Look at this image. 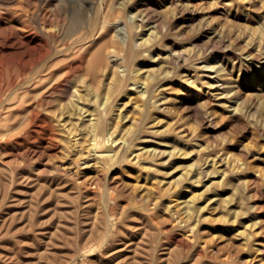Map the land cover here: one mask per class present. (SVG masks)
<instances>
[{
	"label": "rangeland",
	"instance_id": "rangeland-1",
	"mask_svg": "<svg viewBox=\"0 0 264 264\" xmlns=\"http://www.w3.org/2000/svg\"><path fill=\"white\" fill-rule=\"evenodd\" d=\"M100 261L264 264V0H0V264Z\"/></svg>",
	"mask_w": 264,
	"mask_h": 264
},
{
	"label": "bare ground",
	"instance_id": "bare-ground-1",
	"mask_svg": "<svg viewBox=\"0 0 264 264\" xmlns=\"http://www.w3.org/2000/svg\"><path fill=\"white\" fill-rule=\"evenodd\" d=\"M211 67V66H210ZM123 104H124V102H123ZM136 105L137 104H135L133 107H136ZM127 118V121H131V123H133V124H137V126L139 125L138 123H139V118H138V116H136V117H133V116H126ZM107 144V145H106ZM116 144H118V146L116 145ZM127 141L124 139V138H122V139H114V138H111L110 136H108L106 139H104V141H103V144L101 145L100 143H98V142H92V149L94 150L93 152H94V156L96 157V159H98V161H102V159H103V157L104 156H110V157H117V155H119L120 154V152H122V150L125 148V146L127 147ZM103 146H106V147H109L110 149L109 150H106V152L103 150V149H101ZM100 150H103V151H100ZM126 150V149H125ZM147 150V149H146ZM152 153L153 152H162V151H159L158 149H155L154 151L152 150L151 151ZM123 155V154H122ZM121 156V155H120ZM124 156V155H123ZM94 157V158H95ZM105 158V157H104ZM103 160H105V159H103ZM216 162H218V161H216ZM216 162H215V160L213 159V162L211 163V164H213V163H215L216 164ZM103 164H101V166H102ZM209 171V170H208ZM92 179H95V180H98V179H100V177H98V179L97 178H92ZM84 181V180H83ZM82 181V182H83ZM91 183H92V180H91ZM98 183V182H97ZM86 184V183H85ZM90 184V183H89ZM95 184V183H94ZM87 185H88V183H87ZM96 185V184H95ZM98 185V184H97ZM99 186V185H98ZM90 198V197H89ZM92 198H90V200H91ZM94 199V198H93ZM190 199H191V196H189L188 197V199H181L180 201H179V203H180V206L182 207V208H188V205L190 204ZM113 200V199H112ZM56 201H58V200H56ZM89 201V200H88ZM58 202H61V201H58ZM91 202V201H90ZM94 202V201H93ZM56 204V206H57V208H59L58 206L59 205H57V202H55ZM86 203V202H85ZM92 203V202H91ZM89 204V203H88ZM83 207H85L84 206V203H83ZM61 209H62V206L60 207ZM59 208V209H60ZM54 210V209H53ZM66 210V209H65ZM88 209H86V211H87ZM92 210V209H91ZM57 211H59V210H57ZM62 210H60V212H61ZM84 212H85V210H84ZM68 213V212H67ZM88 212H86V214H87ZM94 213H95V211H94ZM94 213L93 214H90V212H89V214L90 215H94ZM58 213H56V215H57ZM85 214V215H86ZM88 214V215H89ZM52 215H54V214H52ZM65 215V214H64ZM69 215V214H68ZM84 215V214H83ZM84 215V216H85ZM88 215H86L87 217H88ZM67 216V215H66ZM83 216V217H84ZM30 217V216H29ZM56 217V216H55ZM57 217H59V216H57ZM82 217V218H83ZM93 217V216H92ZM91 217V218H92ZM94 217H96V213H95V216ZM93 217V219H95ZM60 218V217H59ZM81 218V219H82ZM90 218V217H89ZM55 219H58V218H55ZM89 221V220H88ZM91 221V220H90ZM93 221V220H92ZM57 222V221H56ZM87 223V222H86ZM70 224V223H69ZM93 224H94V221H93ZM95 224L97 225V223L95 222ZM95 224H94V227H95ZM99 224V223H98ZM71 225V224H70ZM86 225V224H85ZM106 225V224H105ZM82 226H83V224H82ZM62 227V226H61ZM89 227H91L92 228V225L91 226H89ZM100 227V226H99ZM64 227H62V228H60V229H63ZM83 228V227H82ZM85 228V227H84ZM89 229V230H85L86 231V238L87 239H89V237H93V235L96 233L95 232V228H92V229ZM65 229V228H64ZM121 229V228H120ZM131 229V228H130ZM98 230V232H97V234L100 236V237H102L103 238V242H105L106 243V240H108V236H109V234H111L110 233V230L108 229V228H102V229H97ZM123 230V229H122ZM128 230V229H127ZM132 230V229H131ZM64 232H66L65 230H63ZM84 231V232H85ZM135 231V230H134ZM57 232V231H56ZM59 232V231H58ZM71 232V231H70ZM70 232H69V234H70ZM113 232H114V230H113ZM47 233V232H46ZM83 233V232H82ZM52 234H54L53 232H52ZM71 234H73V233H71ZM123 234V233H122ZM75 235V234H74ZM73 235V236H74ZM127 235V234H126ZM131 235H133V234H130V236ZM84 236V235H83ZM98 236V237H99ZM120 235H118V237H119ZM135 236V235H134ZM75 237V236H74ZM91 237V239H93ZM127 237H128V239H129V236L127 235ZM122 238H125V237H122ZM132 238V237H131ZM135 238V237H134ZM68 239H70V238H68ZM95 239V238H94ZM118 239V238H117ZM119 239H121V238H119ZM126 239V238H125ZM68 241V240H67ZM74 241V240H73ZM81 241V240H80ZM89 241V240H88ZM120 241V240H119ZM98 242V241H97ZM117 242V241H116ZM125 242H126V240H125ZM131 242H133V241H131ZM40 243V242H39ZM44 243H46V242H44ZM67 243V242H66ZM69 243V242H68ZM111 243V242H110ZM118 243V242H117ZM117 243H115V244H117ZM123 243H124V241H123ZM126 243H129L130 244V241L129 242H126ZM40 244H42V243H40ZM69 244H71V243H69ZM99 244V243H98ZM108 244V243H107ZM107 244H105V245H107ZM43 245V244H42ZM101 245V244H100ZM126 245H128V244H126ZM39 246V245H38ZM81 246V245H80ZM79 246V247H80ZM95 246H97L96 244H95ZM112 246V245H111ZM114 246V245H113ZM112 246V247H113ZM117 246V245H116ZM42 247V246H41ZM48 247V246H47ZM103 247V246H102ZM111 247V248H112ZM123 247V246H122ZM49 248V247H48ZM83 248V247H82ZM39 249V248H38ZM45 249V248H44ZM44 249H43V251H44ZM95 249V248H94ZM115 249V248H114ZM119 249V248H118ZM92 250V249H91ZM100 250V249H99ZM102 250V249H101ZM105 250V249H104ZM39 251H40V249H39ZM88 251V250H87ZM93 251V250H92ZM112 251V250H111ZM110 251V252H111ZM45 252V251H44ZM43 252V253H44ZM80 252H81V250H80ZM84 252V251H83ZM86 252V251H85ZM114 252V251H113ZM116 252V251H115ZM88 253V252H87ZM96 253V252H95ZM109 253V252H108ZM106 254V253H105ZM110 254V253H109ZM117 254V253H116ZM39 255V254H38ZM83 255V254H82ZM91 255V254H90ZM90 255H89V257H90ZM97 255H99V253L97 254ZM112 255H114V254H112ZM42 256V255H41ZM101 256V255H100ZM99 256V257H100ZM117 256H119V255H116V257ZM92 257V256H91ZM90 257V258H91ZM111 257V256H110ZM115 257V256H114ZM120 257V256H119ZM103 258V257H102ZM50 260H51V258H49ZM92 259V258H91ZM115 259V258H114ZM100 260V259H99ZM119 260V259H118ZM106 261V260H105ZM104 261V262H105ZM107 261H108V259H107ZM117 261V260H116ZM36 263V262H35ZM34 263V264H35ZM110 263H112V262H110ZM100 264H101V261H100ZM105 264V263H104ZM108 264V263H107Z\"/></svg>",
	"mask_w": 264,
	"mask_h": 264
}]
</instances>
